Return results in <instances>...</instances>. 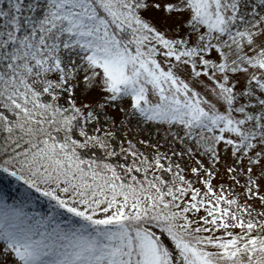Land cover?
I'll return each mask as SVG.
<instances>
[{"label":"snow or ice","instance_id":"1","mask_svg":"<svg viewBox=\"0 0 264 264\" xmlns=\"http://www.w3.org/2000/svg\"><path fill=\"white\" fill-rule=\"evenodd\" d=\"M0 172V264H264V0H0Z\"/></svg>","mask_w":264,"mask_h":264},{"label":"rangeland","instance_id":"2","mask_svg":"<svg viewBox=\"0 0 264 264\" xmlns=\"http://www.w3.org/2000/svg\"><path fill=\"white\" fill-rule=\"evenodd\" d=\"M2 180L4 182L6 190H8V189L14 190V188L17 186V182L15 181V179L10 177V176L4 177V178H2Z\"/></svg>","mask_w":264,"mask_h":264},{"label":"trees","instance_id":"3","mask_svg":"<svg viewBox=\"0 0 264 264\" xmlns=\"http://www.w3.org/2000/svg\"><path fill=\"white\" fill-rule=\"evenodd\" d=\"M3 176L4 177H7L9 175L7 173L0 172V190H4L5 191V194H7V191H9L10 189L6 190V187H5L4 182L2 180V178H4ZM14 190H17L18 191L17 186L14 188ZM36 211H43V209L42 208H37Z\"/></svg>","mask_w":264,"mask_h":264}]
</instances>
